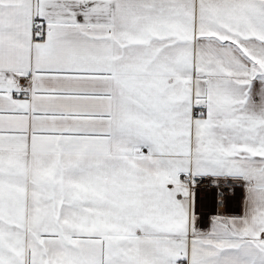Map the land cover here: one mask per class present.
<instances>
[{
    "label": "snow or ice",
    "instance_id": "6c2138e0",
    "mask_svg": "<svg viewBox=\"0 0 264 264\" xmlns=\"http://www.w3.org/2000/svg\"><path fill=\"white\" fill-rule=\"evenodd\" d=\"M0 264H264V0H0Z\"/></svg>",
    "mask_w": 264,
    "mask_h": 264
}]
</instances>
